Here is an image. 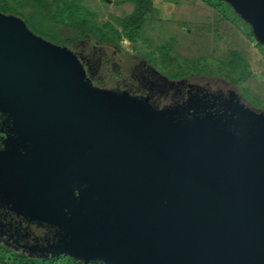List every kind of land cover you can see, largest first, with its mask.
I'll use <instances>...</instances> for the list:
<instances>
[{
    "label": "water",
    "instance_id": "1",
    "mask_svg": "<svg viewBox=\"0 0 264 264\" xmlns=\"http://www.w3.org/2000/svg\"><path fill=\"white\" fill-rule=\"evenodd\" d=\"M223 1L264 47V0ZM0 112L12 115L33 149L0 170L30 168L31 205L55 204L71 179L98 200L55 222L60 236L70 234L56 255L105 264H264L263 113L245 111L248 120L234 132L202 119L175 121L93 88L69 49L2 14ZM41 169L51 182L36 192Z\"/></svg>",
    "mask_w": 264,
    "mask_h": 264
},
{
    "label": "rangeland",
    "instance_id": "2",
    "mask_svg": "<svg viewBox=\"0 0 264 264\" xmlns=\"http://www.w3.org/2000/svg\"><path fill=\"white\" fill-rule=\"evenodd\" d=\"M86 10L91 19L99 24H108L115 29L131 16L135 5L131 0H64ZM151 11L145 16L139 34L138 46L130 48L125 41L122 42V53L127 56L141 59L156 67L161 75L171 77L175 72H170L162 66L161 57L157 50L167 46L171 56L177 57L185 63L196 62L199 59L207 61L228 58L231 52L238 53L248 65L249 76L238 88L239 93L229 91V95H209L204 92L203 85L194 88L190 93L188 102L181 107L162 110L175 121L193 122L196 119L215 122L219 126L237 131L238 112L241 114H264V51L254 37L251 26L239 15L226 6L217 8V0H149ZM18 19V18H17ZM35 35L43 40L56 44L72 38L75 33L64 29L49 20L42 13L26 15L25 22L19 19ZM100 25V24H99ZM157 51V52H156ZM156 52V54H154ZM142 59V60H143ZM175 71H178L175 69ZM179 69V73H180ZM176 72V73H178ZM124 79L117 67L110 61L104 60L92 82L95 87L113 92H121L117 88ZM88 83V82H87ZM242 99V100H241ZM237 110V111H236ZM243 110V111H242ZM243 113V114H244ZM6 194V193H5ZM22 197L12 195L0 196V200L21 201ZM19 215L32 219L44 218L35 210L18 206H11ZM23 208V209H22ZM51 240L42 245L37 256L49 257L56 255L57 244L61 240H69L70 234ZM60 236V237H59ZM53 242V243H52ZM45 248V252L43 249ZM35 254V255H36Z\"/></svg>",
    "mask_w": 264,
    "mask_h": 264
},
{
    "label": "flooded vegetation",
    "instance_id": "3",
    "mask_svg": "<svg viewBox=\"0 0 264 264\" xmlns=\"http://www.w3.org/2000/svg\"><path fill=\"white\" fill-rule=\"evenodd\" d=\"M82 46L76 49L78 51L82 50ZM90 47L91 50L83 49L84 53H78V55L69 50L78 58L85 72V81L93 88L105 90L95 87L92 79L97 76L102 62L107 59L117 67L124 77L118 83L122 85L117 88L121 92H111L135 99L157 110H169L181 107L184 103L188 102L193 89L200 88L199 85L185 82H170L153 71L145 61L127 56L122 53L123 51L117 50L109 54V49L98 44H91ZM204 92L209 95H220V97L229 95L228 92L210 93L207 89ZM243 113L241 114V110L238 112V120L244 116L245 113ZM247 118L245 115L243 121H247ZM32 153L33 149L30 143L15 132L12 115L0 112V170L15 162L16 159L27 157ZM93 153H88L87 157L92 159L93 162L99 163L98 155L94 156ZM29 179L30 168L28 166H24L12 174H0V196L12 195L22 197L21 201L17 202L0 200V240L15 249H20L29 255L37 256L39 252L37 254L34 253L35 249L36 251L38 248L41 250L40 247L42 245H46L51 240L53 242L57 241L58 238L56 241L54 240L58 237L57 233H60L55 222L69 219L72 217V213H78L81 209H87V207H90L92 203L94 204L98 200L95 196L89 199L85 184L79 180L71 179L67 191L58 202L46 209L35 208L29 203L27 197ZM50 182L51 173H48L45 169H41L36 192H45ZM11 206L16 208L20 206L30 208L31 210L36 209L44 215V218H25L16 213L17 211ZM81 214L84 215V212ZM43 252H45V248Z\"/></svg>",
    "mask_w": 264,
    "mask_h": 264
},
{
    "label": "trees",
    "instance_id": "4",
    "mask_svg": "<svg viewBox=\"0 0 264 264\" xmlns=\"http://www.w3.org/2000/svg\"><path fill=\"white\" fill-rule=\"evenodd\" d=\"M131 1L135 5V11L119 25L120 29H115L108 24L103 25L99 23V25L95 23L86 10L80 9L74 4L66 3L64 0H0V14L16 17L25 22L26 15L30 13H42L53 23L75 33L70 39L61 42L57 41L56 44L53 42L52 44L70 49L78 55V53H84L83 49L91 50V44L95 43L99 46L106 47L109 49L108 53L112 54V52L117 50L122 51L121 44L123 41L127 42L132 49L138 46L139 34L145 16L151 11L149 0ZM217 4V8H219V6H226L235 13L230 5L223 0H217ZM26 26L28 27L27 23ZM81 46L82 50L78 51L76 48ZM259 46L264 51V47L262 45ZM157 51V54L161 57L162 66H165V69H169L170 72H175L171 77L159 74V72L156 71V67L146 62L142 57L140 60L143 59L153 71L173 83L185 82L199 86L203 85L210 93H227L229 91L239 93L238 88L249 76L248 65L238 53L231 52L228 58L223 61L213 60L210 62L205 59H199L196 62L188 64L175 56H171L167 46ZM156 52H154V54H156ZM175 69L178 71L180 69V73L175 71ZM0 264L105 263L100 261L84 262L65 254L49 257L32 256L0 240Z\"/></svg>",
    "mask_w": 264,
    "mask_h": 264
}]
</instances>
